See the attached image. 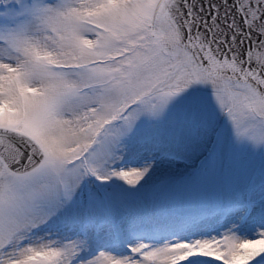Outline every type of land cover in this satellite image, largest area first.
<instances>
[{
    "label": "snow or ice",
    "instance_id": "obj_1",
    "mask_svg": "<svg viewBox=\"0 0 264 264\" xmlns=\"http://www.w3.org/2000/svg\"><path fill=\"white\" fill-rule=\"evenodd\" d=\"M0 264H264V0H0Z\"/></svg>",
    "mask_w": 264,
    "mask_h": 264
}]
</instances>
